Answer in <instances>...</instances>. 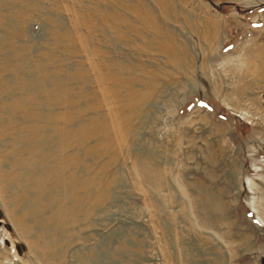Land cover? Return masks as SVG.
I'll return each instance as SVG.
<instances>
[{
	"label": "rangeland",
	"instance_id": "rangeland-1",
	"mask_svg": "<svg viewBox=\"0 0 264 264\" xmlns=\"http://www.w3.org/2000/svg\"><path fill=\"white\" fill-rule=\"evenodd\" d=\"M0 264H264V0H0Z\"/></svg>",
	"mask_w": 264,
	"mask_h": 264
}]
</instances>
